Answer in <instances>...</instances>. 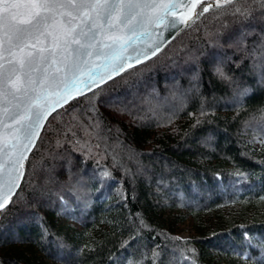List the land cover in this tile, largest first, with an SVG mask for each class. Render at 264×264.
I'll return each instance as SVG.
<instances>
[{"label":"trees","instance_id":"1","mask_svg":"<svg viewBox=\"0 0 264 264\" xmlns=\"http://www.w3.org/2000/svg\"><path fill=\"white\" fill-rule=\"evenodd\" d=\"M234 19L206 14L146 61L134 86L117 77L94 103L80 98L49 118L0 219V264H153L157 245L156 264H254L264 243V82L254 67L264 38L258 29L247 38L255 57L229 47ZM221 64L230 81L215 74ZM73 115L99 119L94 137L79 126L62 135ZM77 138L90 154L74 149ZM187 220L198 231L181 238L173 225Z\"/></svg>","mask_w":264,"mask_h":264},{"label":"snow or ice","instance_id":"2","mask_svg":"<svg viewBox=\"0 0 264 264\" xmlns=\"http://www.w3.org/2000/svg\"><path fill=\"white\" fill-rule=\"evenodd\" d=\"M181 7L185 11L175 18ZM206 14L216 20L234 17L232 23L239 27L227 34L224 43L256 56V47L247 52L246 44L257 29L264 38V0H0V219L15 203L13 196L25 177V161L48 131L50 117H59V109L69 114L76 111L80 98L94 103L109 82H119L117 77L133 80L134 86V78L152 67L146 61L170 43L163 33L152 41V29H175L178 35L186 28L194 29ZM228 27L225 22L223 28ZM138 41L145 46L139 47ZM257 43L264 60V40ZM254 67L260 68L264 82V63ZM215 74L221 80L232 79L222 64ZM248 91L244 88L239 94ZM88 92L92 97H87ZM89 111L96 115L91 104ZM72 121L76 123L70 122L62 132L66 139L69 134L77 137V126L90 138L100 128L99 119L93 123L89 117L85 125L73 115ZM57 144L62 146L60 140ZM76 145L86 148V154L92 151L87 140L81 143L77 138L74 149ZM141 225L147 227L143 220ZM17 226L26 223L21 220ZM41 227L47 237L48 229ZM244 239L252 246L249 234ZM159 247L152 250L153 264L161 255ZM259 247L254 264H264V243ZM242 258L252 259L247 253Z\"/></svg>","mask_w":264,"mask_h":264},{"label":"rangeland","instance_id":"3","mask_svg":"<svg viewBox=\"0 0 264 264\" xmlns=\"http://www.w3.org/2000/svg\"><path fill=\"white\" fill-rule=\"evenodd\" d=\"M219 211L226 218H228L229 213L232 212V210H231L230 207H224V208L220 209ZM203 223H204L203 225H205L206 227H211V226L213 227V222H212L210 216H204ZM173 230L181 238H189V237H192L193 235L196 234V231H198L197 227L194 226V224H192V222L189 221V220H187L185 222H182V223H176V224H174L173 225Z\"/></svg>","mask_w":264,"mask_h":264},{"label":"water","instance_id":"4","mask_svg":"<svg viewBox=\"0 0 264 264\" xmlns=\"http://www.w3.org/2000/svg\"><path fill=\"white\" fill-rule=\"evenodd\" d=\"M185 11V9L183 8V7H181V8H178L177 9V17H175V18H179V14L180 13H183ZM169 19H173V17H170ZM178 27H181V28H183L184 27V25L183 24H180V25H178ZM175 32H176V30L175 29H172L171 31H167V32H165L164 31V29L163 28H153L152 29V33H153V35H152V37H151V39H152V41H155L156 39H157V36L160 34V33H163V37H164V40L165 41H168V40H170V42L173 40V39H171V37L173 36V35H175ZM177 35H175V37H176ZM137 44H138V46L139 47H144L145 46V44L144 43H141V42H137ZM169 43H167L166 45H168ZM166 45H165V47H166ZM164 47V48H165ZM163 48V49H164ZM162 49V50H163ZM89 93V92H88ZM30 154V153H29ZM28 154V155H29ZM17 190L18 189H16V192H17Z\"/></svg>","mask_w":264,"mask_h":264}]
</instances>
